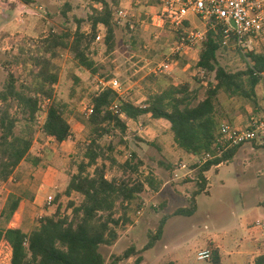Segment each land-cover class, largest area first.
I'll return each instance as SVG.
<instances>
[{
  "label": "rangeland",
  "instance_id": "374dc122",
  "mask_svg": "<svg viewBox=\"0 0 264 264\" xmlns=\"http://www.w3.org/2000/svg\"><path fill=\"white\" fill-rule=\"evenodd\" d=\"M0 0V92L12 75L18 87L31 85L39 70V59L46 55L59 71V82L54 95L68 104L67 117L72 135L64 143L47 138L39 131L31 153L42 161L34 164L23 161L8 181L0 180L1 212L9 193L14 189L23 200L11 222L21 224L30 231L40 220L56 212L72 214L68 208L71 200L80 201L74 193L63 194L71 176L77 172L82 159V147L90 134L88 119L90 95L104 88V82L117 78L122 84V95L137 105H144L152 95L173 87H186L193 105L202 100L208 84L196 63L197 50L176 56L171 74H157L158 65L174 48L181 29L168 22L159 26L154 20L159 12V0H120L131 7V15L115 29L107 40L105 26L99 25L93 38L90 22L92 0ZM187 27L204 28L195 15L189 16ZM85 35L89 57L96 61L97 72L92 74L79 66L74 54L64 47H51L54 33H68L71 42L76 30ZM249 58L233 43L223 45L218 52V63L232 73L248 69ZM77 78L80 82H77ZM216 84V80L212 77ZM256 100L230 96L224 91L218 95V106L225 107L229 118L222 123L248 120L253 114L264 116V79L257 86ZM47 103H42L46 107ZM19 125L26 124V116L18 108L12 110ZM39 122L44 120L40 113ZM147 133L139 135L135 125L130 124L125 134L110 129L102 143L116 146L109 155L119 165H109V178L118 177L131 184L142 183V207L137 204L119 206L116 217L122 216L120 237L113 245L101 246L110 261L112 255H123L131 246L135 252L120 264H213L212 259L200 261L198 252L216 245L224 257L240 255V264H255L264 253V241L255 221L264 218V140L248 142L239 146L234 157L220 167L213 166L206 173L208 183L205 192L197 196V208L192 215L176 212L190 206V199L197 189L199 164L186 155L174 142L173 134L162 122L143 117ZM237 124V123H234ZM238 125V124H237ZM115 133L117 135H115ZM122 140H121V138ZM186 163L188 170H180ZM179 174V177L176 176ZM154 178V186L148 183ZM49 195L54 201L49 203ZM165 227L162 237L147 248L151 235H155L162 220ZM10 222V224H11ZM15 225V224H13ZM14 227V226H13ZM7 244L0 247V264H8Z\"/></svg>",
  "mask_w": 264,
  "mask_h": 264
},
{
  "label": "trees",
  "instance_id": "16d2710c",
  "mask_svg": "<svg viewBox=\"0 0 264 264\" xmlns=\"http://www.w3.org/2000/svg\"><path fill=\"white\" fill-rule=\"evenodd\" d=\"M120 2L94 0L100 7L94 6L90 16L93 38L97 37L99 25L105 26L107 40L112 38L119 26L115 13ZM68 38V33H54L49 41L50 46L70 50L79 66L95 74L96 61L87 53L85 35L77 29L71 42ZM223 41L224 35L219 25L209 29L202 42L196 67L204 74L203 80L207 82L208 89L205 97L196 105H193L186 87H173L152 95L144 105L135 104L109 87L90 95L88 105L92 106L93 111L86 110L89 115L85 121L90 127V134L83 144L78 170L71 176L63 193L69 197L76 193L81 200L69 201L68 208L72 214L62 213L61 207H58L55 213L44 216L36 228L26 231L23 227L10 226L24 198L13 189L1 212L3 221L0 224V245L8 242L12 248L10 264H120L123 259L134 254L135 247L131 246L123 255H112L111 260L107 261L101 251V246L113 245L120 237L119 226L126 213L116 217L118 207L125 204L142 207L141 194L145 186L142 183L131 184L115 176L108 177L107 162L111 165L119 164L115 157L109 155L116 146L112 142L106 146L102 139L109 134V128L118 129L122 137L128 129L129 119L150 116L152 119L170 122L174 142L190 158L208 151L214 153L213 147L221 121L230 117L225 107L217 104L219 93L224 91L232 97L256 100L257 86L264 79V47L245 55L249 58L246 71L232 73L218 63V52L224 45ZM49 50L39 59L40 67L31 85L18 87L11 75L4 90L0 92L1 181H8L23 161L30 160L36 165L42 161L31 153L38 131L58 143L67 141L72 135V126L67 117L68 104L54 95V86L59 82L60 75L52 59L47 56ZM77 82H80L79 78ZM44 102L47 103L45 108L42 107ZM114 105H117V111L113 109ZM13 108L23 111L26 116L25 125H19ZM40 113H44V120L41 125H36ZM238 148L239 146L233 147L199 166L197 189L190 199V206L179 209L177 215L188 216L194 213L198 205L197 196L206 191V172L213 166L231 160ZM147 180L154 186L153 177H148ZM165 222L163 219L155 235H151L147 248L162 237ZM207 248L211 251L212 263L222 264L219 248L212 243ZM165 264L176 263L169 261ZM255 264H264V253L256 258Z\"/></svg>",
  "mask_w": 264,
  "mask_h": 264
},
{
  "label": "built area",
  "instance_id": "2783aa9c",
  "mask_svg": "<svg viewBox=\"0 0 264 264\" xmlns=\"http://www.w3.org/2000/svg\"><path fill=\"white\" fill-rule=\"evenodd\" d=\"M94 2V0H92ZM159 12L153 17L160 23L159 26L170 22L181 29L177 42L168 57L162 61L157 69V74H171L176 56L199 50L209 29L222 27L224 45L233 43L244 55L261 50L264 47V0H159ZM100 7L99 4H95ZM117 22L121 24L131 15V10L119 7L115 13ZM195 15L202 20L204 28L187 27L189 16ZM104 88H111L122 95V84L117 78H112L103 83ZM87 111L92 112V106ZM117 111V105L113 106ZM122 116H124L122 114ZM135 125L139 135L147 133L143 117L135 120L129 119L127 126ZM264 140V116L253 114L245 124L237 126L231 123H222L219 128L218 137L215 141L213 152L208 151L192 159L202 166L207 161L220 156L223 152L243 145L248 142ZM180 170H188L186 163L179 165ZM179 177V174H176ZM49 203L54 201V196L49 195ZM255 226L264 241V219H257ZM7 244L12 252V248ZM3 243L1 245H3ZM0 245V247H1ZM12 253L7 255L8 264L11 263ZM198 260L207 261L211 259V251L208 248L198 252Z\"/></svg>",
  "mask_w": 264,
  "mask_h": 264
},
{
  "label": "crops",
  "instance_id": "0c3cea01",
  "mask_svg": "<svg viewBox=\"0 0 264 264\" xmlns=\"http://www.w3.org/2000/svg\"><path fill=\"white\" fill-rule=\"evenodd\" d=\"M126 7V8H129L130 10H131V12H132V9H131V7L130 6H128L127 4L126 5H123L122 4V2H120V7ZM143 117H145V116H143ZM145 118H147V119H149V120H151V121H157V122H162L163 123V125L166 127V129L168 128V130H170V126H171V124H170V122L168 121V120H165V119H152L150 116H146ZM249 119V118H248ZM247 121V120H246ZM246 121H244L243 123L242 122H240L238 119H236L235 120V122L234 123H237V124H235V125H237V126H242L243 124H245L246 123ZM234 123H232V124H234ZM64 143V142H63ZM223 163H221V164H219L218 166H215V167H220L221 165H222ZM208 172H210V170L208 171ZM208 172H206V173H208ZM208 179L210 178V177H207ZM207 191V190H206ZM262 219H264V218H262ZM13 224H15V225H13ZM10 226L11 227H22V225L21 224H16V223H14V222H11V224H10ZM25 230V229H24ZM27 231V230H26ZM259 238H261V236L259 235ZM261 240H262V238H261ZM10 253H12V252H10ZM262 254V253H261ZM259 256V255H258ZM236 258L235 260H231L230 258H231V256H227V257H223L222 256V264H240V261L238 260L239 258H241V256L240 255H234V256H232V258Z\"/></svg>",
  "mask_w": 264,
  "mask_h": 264
}]
</instances>
